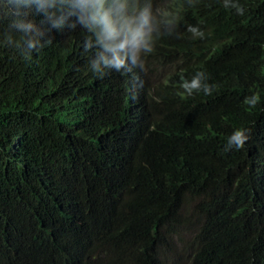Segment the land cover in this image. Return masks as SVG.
Segmentation results:
<instances>
[{
    "label": "trees",
    "instance_id": "trees-1",
    "mask_svg": "<svg viewBox=\"0 0 264 264\" xmlns=\"http://www.w3.org/2000/svg\"><path fill=\"white\" fill-rule=\"evenodd\" d=\"M166 2L175 29L145 57L177 75L153 91L139 68L95 73L79 26L26 54L0 0V264H161L196 213L192 264H264V0ZM199 72L211 95L189 96Z\"/></svg>",
    "mask_w": 264,
    "mask_h": 264
},
{
    "label": "clouds",
    "instance_id": "clouds-1",
    "mask_svg": "<svg viewBox=\"0 0 264 264\" xmlns=\"http://www.w3.org/2000/svg\"><path fill=\"white\" fill-rule=\"evenodd\" d=\"M213 1L219 4L224 1L225 8H234L239 15L244 13V9L237 3L230 4L229 0ZM3 7L16 17L10 27L24 34L26 54L30 55L33 50L42 47L41 41L53 30L66 33L68 30L64 29L79 26L83 29H75L80 31L75 37L77 44L83 49H97L95 59L91 61L95 73L102 77L106 70L130 72L133 68H139L145 82L147 78L148 85L151 74L149 65L159 64L152 63L145 55L154 51L155 40L161 34H172L177 20L166 0L161 4L159 0H4ZM32 9L43 17L42 24L46 27L26 19ZM188 31L194 36H203L196 27L189 26ZM174 75L177 74L173 72L150 89L154 91L163 88ZM204 79L205 74L199 72L190 81L184 80L181 87L189 96L200 90L211 95L212 88L202 83ZM257 100L258 97L254 96L245 102L255 106ZM248 138L246 129L235 130L228 138L226 150L232 147L243 148ZM164 242L155 252L161 264H166L160 252ZM196 251L195 248L192 258L186 264L193 263Z\"/></svg>",
    "mask_w": 264,
    "mask_h": 264
},
{
    "label": "rangeland",
    "instance_id": "rangeland-1",
    "mask_svg": "<svg viewBox=\"0 0 264 264\" xmlns=\"http://www.w3.org/2000/svg\"><path fill=\"white\" fill-rule=\"evenodd\" d=\"M146 68V65H144ZM149 85L154 86L175 72V66L161 67L149 65ZM203 222V217L198 213L188 222L182 223L175 233L167 235L160 248L161 256L166 264H186L195 252V237Z\"/></svg>",
    "mask_w": 264,
    "mask_h": 264
}]
</instances>
